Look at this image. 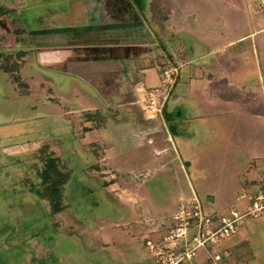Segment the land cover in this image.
<instances>
[{
  "label": "crops",
  "instance_id": "crops-1",
  "mask_svg": "<svg viewBox=\"0 0 264 264\" xmlns=\"http://www.w3.org/2000/svg\"><path fill=\"white\" fill-rule=\"evenodd\" d=\"M122 1L128 7L126 15L120 13L111 19L99 15V23L85 30L81 44H61L68 46L61 49L65 55L62 69L85 79L99 98L78 94L89 104L78 106L81 111L75 116L100 110L110 120L114 118L112 126L100 129L78 119L75 128H91L81 133L80 142L85 147L96 146V169L108 164L118 175L155 164L157 176L180 177L176 205L180 198L196 197L208 200L207 211L213 216L225 215L231 207L244 214L248 201L240 196L264 188V178L256 177L264 169V161L249 160L237 171L238 162L221 156L231 148L244 150L262 144V113L257 106H248L264 100V10L257 0H154L160 8L166 7V14L153 28L142 14L141 0ZM0 20L5 21L2 16ZM169 38L176 39L174 44ZM101 50L104 57L99 55ZM168 63L177 67L178 76L164 104L162 122L154 130L144 124L138 105L140 91L158 86L161 69ZM71 98L63 97L66 101ZM78 108H67L62 116L70 117ZM72 124L68 119L66 125L72 128ZM102 130L109 134L110 142H103ZM155 131L161 136L160 144ZM241 131L251 134L250 144L239 136ZM179 150L185 155L179 156ZM210 164L215 175L211 170L208 173ZM208 175L219 181V188L207 190L206 199H201L190 179L198 181ZM108 188L111 192L114 189L113 185ZM218 195L231 200L219 205ZM117 198L122 204L130 202L119 193ZM130 206L126 205L132 213ZM164 224L166 230L170 221ZM164 230L155 234L152 230L149 235L157 236ZM217 249L223 264H264V211L246 216L237 232ZM210 251H198L199 264H210Z\"/></svg>",
  "mask_w": 264,
  "mask_h": 264
},
{
  "label": "rangeland",
  "instance_id": "rangeland-1",
  "mask_svg": "<svg viewBox=\"0 0 264 264\" xmlns=\"http://www.w3.org/2000/svg\"><path fill=\"white\" fill-rule=\"evenodd\" d=\"M0 6L14 8L5 21L0 20V54L14 58L16 51H27L19 71L25 88L0 68V264H156L144 247V238L152 230L153 234L161 232L164 223H169L181 179L173 175L171 180L165 173L157 176L155 164L118 175L108 164L96 169V146H83L80 138L84 132L74 126L81 119L75 116L81 111L78 106L89 104L78 94L99 98L85 79L62 69L65 45L61 44H81L77 33L97 25L99 15L110 19L126 15L128 7L122 0H0ZM141 6L147 23L159 26L166 7L160 8L154 0H141ZM16 28H21L20 35L13 33ZM69 31L74 34L64 37ZM169 39L171 44L176 41ZM99 55L104 57V52ZM64 96L72 98L66 101ZM252 106L262 113V144L222 151L221 157L238 162L237 171L249 160L264 161V100L248 108ZM67 108H78V112L71 114L73 117L62 116ZM109 118L105 127L114 123V118ZM68 119L72 128L66 125ZM144 124L159 126L147 120ZM104 133L102 130L103 142H110L109 134ZM153 134L160 144L158 131ZM239 136L250 144L251 134L241 131ZM43 145L58 158L60 168L69 171L62 188L65 209L56 214L51 213L49 200L36 193L42 188L38 172ZM153 152L159 157V151ZM176 153L185 155L182 150ZM207 168L215 175L213 165ZM260 170L256 177L264 178V169ZM210 175L198 181L190 179L201 199H206L207 190L219 188V181ZM109 185H113L112 192L105 189ZM118 193L130 201L134 212L128 211V202L121 203ZM230 200L220 195L216 198L219 205ZM208 204L203 201L206 211Z\"/></svg>",
  "mask_w": 264,
  "mask_h": 264
},
{
  "label": "built area",
  "instance_id": "built-area-1",
  "mask_svg": "<svg viewBox=\"0 0 264 264\" xmlns=\"http://www.w3.org/2000/svg\"><path fill=\"white\" fill-rule=\"evenodd\" d=\"M257 1L264 10V0ZM261 32L264 35V28ZM177 76V67L168 63L161 69L158 86L141 89L138 105L147 121L162 122L163 107ZM240 197L248 201V210L244 214L231 207L227 214L217 216L208 213L203 201L196 197L180 198L169 227L157 236L144 238L146 251L156 264H199L196 259L198 251L210 248V264H223V255L217 248L237 232L246 216L255 217L264 211V188L244 192Z\"/></svg>",
  "mask_w": 264,
  "mask_h": 264
},
{
  "label": "trees",
  "instance_id": "trees-1",
  "mask_svg": "<svg viewBox=\"0 0 264 264\" xmlns=\"http://www.w3.org/2000/svg\"><path fill=\"white\" fill-rule=\"evenodd\" d=\"M12 8L7 9L6 7L0 6V17H5ZM15 20V19H14ZM11 20V21H14ZM20 29L16 28L13 30V33L20 35ZM87 32L80 31L79 38H84ZM73 31L65 33L64 37H69L73 35ZM67 35V36H66ZM3 38V37H2ZM27 54L26 50H18L15 52L14 58L4 57L0 54V68L9 73L12 77L13 82L19 86L25 88L27 84L23 81H20L19 71L23 65V57ZM2 59V62H1ZM108 116L105 113H102L100 110L94 111H85L81 114L82 122H92L94 125L92 128L100 129L105 127ZM91 128L82 127L81 130L86 132ZM42 166L38 172L40 182L42 185L41 189H36V193L40 198H46L49 200L51 205V213L56 214L60 213L65 209V206L62 204V188L69 178V171L64 172L60 168L58 158L52 155L49 152L48 146L43 145L39 148Z\"/></svg>",
  "mask_w": 264,
  "mask_h": 264
},
{
  "label": "flooded vegetation",
  "instance_id": "flooded-vegetation-1",
  "mask_svg": "<svg viewBox=\"0 0 264 264\" xmlns=\"http://www.w3.org/2000/svg\"><path fill=\"white\" fill-rule=\"evenodd\" d=\"M83 32V31H82Z\"/></svg>",
  "mask_w": 264,
  "mask_h": 264
}]
</instances>
